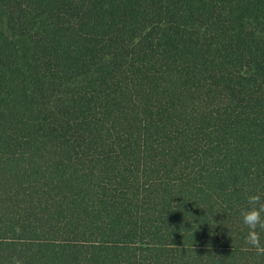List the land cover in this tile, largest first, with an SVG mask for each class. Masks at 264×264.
I'll list each match as a JSON object with an SVG mask.
<instances>
[{"label": "trees", "instance_id": "1", "mask_svg": "<svg viewBox=\"0 0 264 264\" xmlns=\"http://www.w3.org/2000/svg\"><path fill=\"white\" fill-rule=\"evenodd\" d=\"M257 193L264 0H0V264H264Z\"/></svg>", "mask_w": 264, "mask_h": 264}, {"label": "clouds", "instance_id": "2", "mask_svg": "<svg viewBox=\"0 0 264 264\" xmlns=\"http://www.w3.org/2000/svg\"><path fill=\"white\" fill-rule=\"evenodd\" d=\"M240 217L247 229L245 243L258 255H264V242L261 240V233H264V197L258 193L248 195L246 207L240 210ZM10 264H23V261L13 257Z\"/></svg>", "mask_w": 264, "mask_h": 264}]
</instances>
